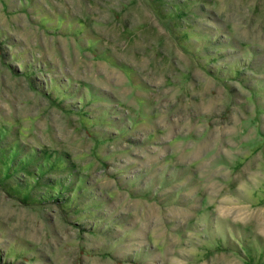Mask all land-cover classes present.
Segmentation results:
<instances>
[{
	"label": "rangeland",
	"instance_id": "1",
	"mask_svg": "<svg viewBox=\"0 0 264 264\" xmlns=\"http://www.w3.org/2000/svg\"><path fill=\"white\" fill-rule=\"evenodd\" d=\"M0 264H264V0H0Z\"/></svg>",
	"mask_w": 264,
	"mask_h": 264
}]
</instances>
